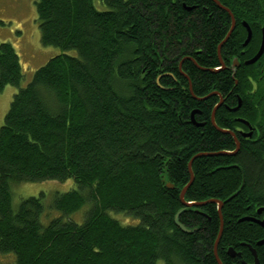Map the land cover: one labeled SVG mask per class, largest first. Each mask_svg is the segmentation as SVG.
<instances>
[{
	"label": "trees",
	"instance_id": "obj_1",
	"mask_svg": "<svg viewBox=\"0 0 264 264\" xmlns=\"http://www.w3.org/2000/svg\"><path fill=\"white\" fill-rule=\"evenodd\" d=\"M217 1L235 21L220 48L224 66L217 49L231 18L213 0H98L103 10L93 0H35L40 44L76 56L50 58L24 87L17 53L0 42V92L17 88L0 127L6 264H217V205L179 199L198 154L207 155L192 161L184 201L223 203L218 259L252 264L251 246L264 264V228L242 220H264V52L244 65L260 46L264 0ZM235 96L241 105L230 112ZM218 97L215 123L235 132L234 155L209 156L235 149L210 122ZM248 127L251 136L236 131ZM66 180L74 188L47 209L41 197L13 206L15 186ZM87 203L82 223L69 219ZM179 211L193 232L175 225Z\"/></svg>",
	"mask_w": 264,
	"mask_h": 264
},
{
	"label": "rangeland",
	"instance_id": "obj_2",
	"mask_svg": "<svg viewBox=\"0 0 264 264\" xmlns=\"http://www.w3.org/2000/svg\"><path fill=\"white\" fill-rule=\"evenodd\" d=\"M35 0H0V42L9 43L17 53L21 65L24 87L32 78L34 72L43 66L50 58L59 54L76 56L74 50L63 51L55 47H44L39 41L36 23ZM96 9H105L98 0H93ZM17 88L7 85L0 92V127ZM74 188L72 180L64 182L44 181L40 183H25L12 188V203L16 207L20 200L28 197H41L44 205H51L55 198ZM89 210L88 203L77 212L69 215V219L80 224ZM114 213V212H112ZM112 217L122 225H134L136 220L122 213H114ZM58 212L51 211L49 217H56ZM48 222V219L44 221ZM7 258H0V264H6ZM156 264H163L157 261Z\"/></svg>",
	"mask_w": 264,
	"mask_h": 264
},
{
	"label": "water",
	"instance_id": "obj_3",
	"mask_svg": "<svg viewBox=\"0 0 264 264\" xmlns=\"http://www.w3.org/2000/svg\"><path fill=\"white\" fill-rule=\"evenodd\" d=\"M213 2H214L219 8L225 10V11L229 14V16H230V18H231V26H230V28H229V31L227 32L225 38H224L223 41L220 43V45L218 46V49H217L218 56H219V59H220V48H221V46H222V45L228 40V38L230 37V35H231V33H232L233 29H234L235 21H234L233 15L231 14V12H230L227 8L223 7V6H222L217 0H213ZM242 24H243V26L245 27L246 32H247L246 39L244 40L242 46H246V45L248 44L250 38H251V30H250V28H249V26H248V24H247L246 22H243ZM263 52H264V30H262L261 42H260V46H259V48H258L256 54H255L251 59L246 60V61L244 62V65H251V64L255 63V62H256V61L262 56ZM220 64H221L222 66H224V65H223V62L221 61V59H220ZM237 66H238L237 60L234 59L233 62H232V68H235V67H237ZM210 95H211V94H210ZM210 95H207V96L204 97L203 99L207 98V97L210 96ZM220 105H221V100H220V101L215 105V107L213 108V111H212V114H211V122H212L213 126H214L217 130H219V131L222 132V133H228V134H230V135L234 138L235 149H234L233 151H231V152H219V153H216V154H210L209 156H213V155H222V154L234 155V154L238 151V149H239V145H240L239 142H238V140L236 139V137H235V135H234L233 132H231V131H229V130H228V131H225V130L219 129V128L215 125V123H214V113H215L216 109H217ZM238 106H239V105H238ZM238 106H237L236 108L232 109V111L237 110ZM193 113H194V112H193ZM193 113H192V114H193ZM191 119H193V118L191 117ZM240 121L244 122L245 124H248L246 121H243V120H240ZM192 122H193V121H192ZM248 128H249V130L251 129L250 127H248ZM244 136H251V133L249 132V133H247V134H244ZM203 155H207V154H198V155L192 157L191 160L189 161V163H188V172H189V175H190V180H189L188 184H187V185L182 189V191L180 192L179 199H180V202L182 203V205H184L185 207H199V206L206 205L207 203H214V204L217 205V211H218L219 219H220V228H219V233H218V236H217V238H216V240H215V244H214V247H213V254H214V257H215V259H216V261H217V264H221V262H220V260L218 259V256H217L216 246H217V243H218V241H219V238H220V236H221V231H222V217H221V213H220V211H221V208H222L223 203H222L221 201H219V200H207V201H204V202H185V201H184V196H185L186 189L189 187V185H190L191 182L193 181V174H192V171H191V163H192V161H193L195 158L200 157V156H203ZM165 185H166L168 188H172V185L169 184L168 182H166ZM259 212H260V210H258V213H259ZM179 214H180V211L175 215V218H174V223H175V225H176L177 227H179L183 232H186V233H191V232H193L194 230H186V229H185V228H184V227L178 222V216H179ZM242 220L254 221V222L258 223L259 225H261V226L264 228V220H261V221H260V220L254 219V218H247V217H246V218H243ZM263 243H264V239L261 240V241H259V242L257 243V245H261V244H263ZM248 248L250 249V251H251V253H252V256H253V263H252V264H258V259H257V255H256V252H255V249L252 248L251 246H248ZM227 254H228L229 256H231V257L235 256V252H234V250L231 249V248L227 251Z\"/></svg>",
	"mask_w": 264,
	"mask_h": 264
},
{
	"label": "flooded vegetation",
	"instance_id": "obj_4",
	"mask_svg": "<svg viewBox=\"0 0 264 264\" xmlns=\"http://www.w3.org/2000/svg\"><path fill=\"white\" fill-rule=\"evenodd\" d=\"M188 85H189V87H190V84H189V82H188ZM219 98V101L221 100V104H222V97H218ZM237 105H239L238 106V108H237V110L239 109V107H240V105H241V103L238 101V96H235V105L234 106H232L231 108H228L229 109V111L230 112H236L237 110H235V111H232V109H234V108H236L237 107ZM193 113V112H192ZM191 113V117L192 118H194V116H195V113L196 112H194L193 114ZM211 114H212V112H211ZM237 118H235V120H236ZM239 119V118H238ZM237 122H240V121H238V120H236ZM210 122H211V116H210ZM214 123H215V119H214ZM211 124H212V122H211ZM213 125V124H212ZM215 125H216V123H215ZM214 127V126H213ZM231 131V130H230ZM236 131L237 132H240V133H243V134H247V133H251V129L249 130V128H247L246 129V133H244V131L242 130V129H239V128H236ZM233 133H234V135H235V132L234 131H232ZM243 137H246V136H244V135H242ZM233 140H234V138H233ZM242 264H244V263H242Z\"/></svg>",
	"mask_w": 264,
	"mask_h": 264
}]
</instances>
